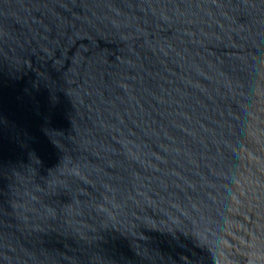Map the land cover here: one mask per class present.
I'll return each instance as SVG.
<instances>
[{
    "label": "water",
    "instance_id": "95a60500",
    "mask_svg": "<svg viewBox=\"0 0 264 264\" xmlns=\"http://www.w3.org/2000/svg\"><path fill=\"white\" fill-rule=\"evenodd\" d=\"M0 264H264V0H0Z\"/></svg>",
    "mask_w": 264,
    "mask_h": 264
}]
</instances>
